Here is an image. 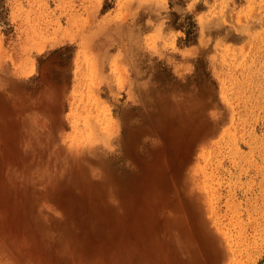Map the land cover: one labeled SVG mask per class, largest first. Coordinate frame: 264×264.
Wrapping results in <instances>:
<instances>
[{
	"label": "rangeland",
	"instance_id": "374dc122",
	"mask_svg": "<svg viewBox=\"0 0 264 264\" xmlns=\"http://www.w3.org/2000/svg\"><path fill=\"white\" fill-rule=\"evenodd\" d=\"M0 264H264V0H0Z\"/></svg>",
	"mask_w": 264,
	"mask_h": 264
}]
</instances>
